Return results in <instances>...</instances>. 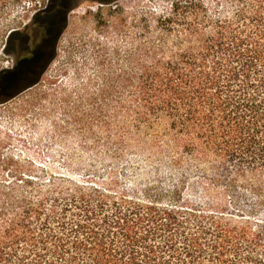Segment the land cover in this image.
Here are the masks:
<instances>
[{
    "label": "trees",
    "instance_id": "16d2710c",
    "mask_svg": "<svg viewBox=\"0 0 264 264\" xmlns=\"http://www.w3.org/2000/svg\"><path fill=\"white\" fill-rule=\"evenodd\" d=\"M74 1L21 29L4 17L25 0H0L4 46L33 31L30 54L50 53ZM133 29L61 128L112 169L7 176L0 264H264V0H174Z\"/></svg>",
    "mask_w": 264,
    "mask_h": 264
},
{
    "label": "rangeland",
    "instance_id": "374dc122",
    "mask_svg": "<svg viewBox=\"0 0 264 264\" xmlns=\"http://www.w3.org/2000/svg\"><path fill=\"white\" fill-rule=\"evenodd\" d=\"M49 1L25 0L4 21H22V29ZM100 1L75 0L54 50L46 55L25 54L22 41L5 47L7 33L0 29V73L5 72L0 98L7 100L0 104V183L7 176L26 174L37 164L64 169L61 161L70 158L81 164V170H87L86 166L100 172L112 169V164L102 165L98 160L103 152L80 147V133L71 129L64 133V112L87 90L86 84L101 77L103 63L114 66L118 49L130 48L136 21L166 14L174 0ZM27 35L32 46L33 31ZM12 47L16 54L7 51ZM23 73H29L37 84L17 93L21 85L16 83Z\"/></svg>",
    "mask_w": 264,
    "mask_h": 264
},
{
    "label": "flooded vegetation",
    "instance_id": "af4514ba",
    "mask_svg": "<svg viewBox=\"0 0 264 264\" xmlns=\"http://www.w3.org/2000/svg\"><path fill=\"white\" fill-rule=\"evenodd\" d=\"M22 44H23V52L25 53V54H30L31 53V46H30V39L29 38H27V39H23L22 40ZM29 80V79H28ZM28 80H26V81H24L22 84H21V86H24V85H26L29 81Z\"/></svg>",
    "mask_w": 264,
    "mask_h": 264
}]
</instances>
